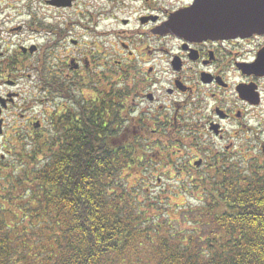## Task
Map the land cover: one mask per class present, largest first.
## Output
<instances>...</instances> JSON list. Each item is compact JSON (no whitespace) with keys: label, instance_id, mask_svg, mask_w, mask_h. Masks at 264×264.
Returning <instances> with one entry per match:
<instances>
[{"label":"flooded vegetation","instance_id":"obj_1","mask_svg":"<svg viewBox=\"0 0 264 264\" xmlns=\"http://www.w3.org/2000/svg\"><path fill=\"white\" fill-rule=\"evenodd\" d=\"M246 8L264 0H0V168L85 134L164 151L181 183L233 150L264 157V31Z\"/></svg>","mask_w":264,"mask_h":264},{"label":"trees","instance_id":"obj_2","mask_svg":"<svg viewBox=\"0 0 264 264\" xmlns=\"http://www.w3.org/2000/svg\"><path fill=\"white\" fill-rule=\"evenodd\" d=\"M70 138L0 168V264H264V164L221 166L174 217L125 186L140 151Z\"/></svg>","mask_w":264,"mask_h":264},{"label":"rangeland","instance_id":"obj_3","mask_svg":"<svg viewBox=\"0 0 264 264\" xmlns=\"http://www.w3.org/2000/svg\"><path fill=\"white\" fill-rule=\"evenodd\" d=\"M238 150H233L232 156L228 157L227 164L234 165L235 167L250 165L255 162L264 164V157H260L255 151L237 153ZM2 150L0 149V153ZM4 152V150H3ZM139 154L145 157V166L148 170L144 173L141 167L130 171L131 177L127 178L128 182L124 181L127 189H140L144 194L150 196L160 197L166 205V211L169 216H177L180 212L178 206H188L194 202V199H200L203 193V187L193 188L192 184L187 180L183 183V178L178 177L174 168L171 165L170 168H166V162L163 160V156L166 153L162 150H153L142 152ZM174 160V153L171 154L169 160ZM9 163H13L12 159L8 160ZM185 180V179H184ZM195 184V183H194ZM187 189V192L185 191ZM195 190V191H194ZM197 191V192H196ZM199 194V195H198Z\"/></svg>","mask_w":264,"mask_h":264},{"label":"water","instance_id":"obj_4","mask_svg":"<svg viewBox=\"0 0 264 264\" xmlns=\"http://www.w3.org/2000/svg\"><path fill=\"white\" fill-rule=\"evenodd\" d=\"M247 19V30L251 32L264 31V13L258 14L256 9H245Z\"/></svg>","mask_w":264,"mask_h":264}]
</instances>
